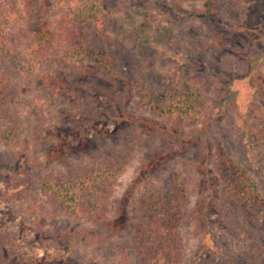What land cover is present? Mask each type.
<instances>
[{"label":"trees","instance_id":"obj_1","mask_svg":"<svg viewBox=\"0 0 264 264\" xmlns=\"http://www.w3.org/2000/svg\"><path fill=\"white\" fill-rule=\"evenodd\" d=\"M154 1L167 4L186 18L202 12L196 8L192 12L184 11L185 4L205 5L209 10L203 16L209 19H217L220 2L228 10L253 4L260 12L264 11V0ZM114 24L121 28L112 32ZM150 24L138 0H0V103H3L0 143L16 148L26 138L44 144L60 139L53 150L58 158L66 157L67 150L75 144L78 151L89 149L93 135L110 139L117 136L116 145L100 147L90 162L71 161L65 168L52 169L45 175L35 167L32 172H17L0 191V201L10 203L22 194L29 197L32 214L91 224L93 227L87 229L61 228L52 235L42 231L47 238L97 240L100 237V246L104 247L105 241L108 245L103 257L116 264H181L185 249L188 186L179 169L166 172L161 184H151L140 196L133 234H124L128 225L120 223L121 213L114 220L109 218L117 174L124 173L143 152L150 155V162L143 170L149 173L165 165L174 147L184 153L192 144L197 145L205 158L200 170L205 175L202 191L205 196L189 212L196 230L206 233V237L209 211L214 204L221 212L229 211L242 227L264 231V167L246 168L238 161L231 150L230 139L234 134L229 131L238 132V138H246L252 130L261 131L258 122L249 126V120H244L247 116L243 115L240 125L234 120L231 128L222 125L231 116L240 95L234 82L224 86L228 96L213 97L211 88L219 81L186 76L184 72L147 71L140 63L137 69L127 66L115 44L140 40L136 33L150 29ZM241 25L244 26L237 29L264 32V24L243 22ZM182 34L187 47L194 52L215 47L208 32L200 26L192 25ZM143 43L147 46L150 42L145 39ZM249 55V70L237 82L257 98L263 93L264 79L259 70L264 65V52ZM101 79L112 84V90L106 91L112 110L98 109L93 100L88 106H77L74 117H83L84 121L79 123L76 139L47 132L41 100L32 101L34 108L25 99L18 104L23 87L33 80L41 81L54 96L77 100L79 81L95 83ZM253 103L249 102L251 109ZM209 161L213 163L212 172L208 170ZM31 180L37 183L33 196L26 188ZM17 240L14 234L0 230V248L16 245ZM100 246L96 248L99 253ZM24 261L52 264L26 256Z\"/></svg>","mask_w":264,"mask_h":264},{"label":"rangeland","instance_id":"obj_2","mask_svg":"<svg viewBox=\"0 0 264 264\" xmlns=\"http://www.w3.org/2000/svg\"><path fill=\"white\" fill-rule=\"evenodd\" d=\"M138 5L149 16L151 28L138 32L139 35L135 32L141 37L138 41H119L115 44V49L121 50L127 66L132 65L137 69L140 63L147 71H162L166 74L184 72L186 76L199 77L210 82L219 81L221 84L216 82L211 88L210 95L213 97L228 96L225 87L234 82V87L240 91V95L237 104L230 111L232 120L231 116H227L228 119L222 125L231 128L233 120L240 125L243 115L247 116L244 120L245 122L249 120L247 123L249 126L258 122L257 127L261 131L252 130L251 135L246 138H238V132L229 129L234 134L230 139L231 150L246 168L264 167V84L263 93L254 98L249 89H246L241 82H237L249 70V54L264 52L263 31L253 32L237 28L243 27L244 25H241L243 22L264 24V11L260 12L253 4L246 8L242 5L228 10L226 5L220 2L221 8H217V19H209L203 16V12L209 10L205 5L195 4L193 7L185 4L184 11L192 12L193 8H196L202 12L186 18L176 14L167 4L154 0H138ZM211 15L216 16L214 13ZM192 25L200 26L208 32L211 42L215 44L213 49L194 52L187 47L182 33ZM120 26L114 24L112 32L119 30ZM145 39L150 42L147 46L143 43ZM259 73L264 79V65L260 67ZM112 88L110 82L102 79L95 83L82 80L77 84L79 99L76 100L68 96H54L41 81L33 80L23 87L18 104H22L25 99L34 108L32 101L41 100L47 132L56 133L65 139H76L79 135V123L84 121L83 117H74L73 113L77 106H88L90 100H93L98 109L112 110L111 102L106 95V91ZM251 101L254 102L252 109L249 104ZM2 104L0 103V107ZM260 132H263V135ZM92 137L89 149L78 151V145L75 144L71 150H67L66 157L58 158H55L53 150L58 147L60 139L44 144L43 141H28L26 138L16 148H9L0 143V191L4 190L9 180L19 171L32 172V168L35 167L41 169L42 174L45 175L52 169L65 168L71 161L90 162L95 157V151L100 147L109 148L116 145L117 136L111 139L95 135ZM160 145L161 149H164L165 145L162 142ZM178 150V147H174L173 154L167 157L165 165L159 171L149 173L143 171L150 162V155L143 152L131 161L124 173L117 174V183L109 203L111 210L109 218L114 220L121 213L123 216L120 217V223L128 225L124 234H133L140 196L151 184H161L166 172L179 169L184 174L188 186V208L185 211L188 225L184 228L185 249L181 264H264V231L242 227L243 224H240L229 211L221 212L218 205L214 204L209 211L208 237L206 233H201L200 229L196 230L189 211L202 202L205 196L202 193L205 175L200 171L205 158L202 152L198 151L197 145L192 144L189 151L184 153ZM64 158L67 159L64 161ZM207 164H209L208 170L212 172L213 163L209 161ZM36 184L33 180L26 183L30 196L35 195ZM31 206L29 197L22 194L10 203L0 201V230L5 234H14L18 239L16 245L0 248V264H30L24 261V256L30 260H44L52 264L117 263L112 260L107 261L103 257L108 245L105 241L101 250L100 237L97 240L94 237L91 240H85L84 237L74 240L47 238L43 234L46 232L52 235L65 227L92 228L91 224L86 225L81 221L63 217L32 214ZM106 238L114 239L110 235H106ZM99 246L100 253L96 250Z\"/></svg>","mask_w":264,"mask_h":264}]
</instances>
